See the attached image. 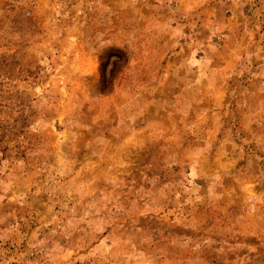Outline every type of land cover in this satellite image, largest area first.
I'll return each instance as SVG.
<instances>
[{"label":"rangeland","instance_id":"374dc122","mask_svg":"<svg viewBox=\"0 0 264 264\" xmlns=\"http://www.w3.org/2000/svg\"><path fill=\"white\" fill-rule=\"evenodd\" d=\"M0 264H264V0H0Z\"/></svg>","mask_w":264,"mask_h":264}]
</instances>
